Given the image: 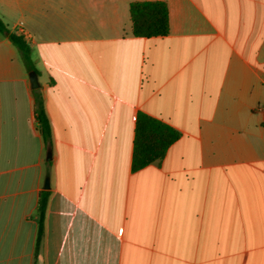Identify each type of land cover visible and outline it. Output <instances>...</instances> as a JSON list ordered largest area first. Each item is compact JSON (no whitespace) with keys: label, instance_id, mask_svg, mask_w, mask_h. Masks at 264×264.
<instances>
[{"label":"crops","instance_id":"crops-1","mask_svg":"<svg viewBox=\"0 0 264 264\" xmlns=\"http://www.w3.org/2000/svg\"><path fill=\"white\" fill-rule=\"evenodd\" d=\"M154 1L170 34L135 37ZM0 20L52 129L0 32V264H264V0H0ZM140 112L182 136L134 172Z\"/></svg>","mask_w":264,"mask_h":264},{"label":"trees","instance_id":"trees-1","mask_svg":"<svg viewBox=\"0 0 264 264\" xmlns=\"http://www.w3.org/2000/svg\"><path fill=\"white\" fill-rule=\"evenodd\" d=\"M132 34L140 38L166 37L170 34L169 8L166 2H134L130 6ZM0 32L8 38L21 52L30 72L38 70L31 57V48L22 36L11 32L0 20ZM35 99V119L47 148L52 146V129L47 116L45 99L41 89L33 90ZM182 134L169 124L140 112L136 120L134 154L132 169L139 171L165 158L172 145L180 140ZM50 192L44 191L39 200V230L37 245L41 244L44 235L45 218L48 209Z\"/></svg>","mask_w":264,"mask_h":264},{"label":"water","instance_id":"water-1","mask_svg":"<svg viewBox=\"0 0 264 264\" xmlns=\"http://www.w3.org/2000/svg\"><path fill=\"white\" fill-rule=\"evenodd\" d=\"M30 82H31V87L33 90L40 89V83H39V78L38 74L35 71L30 72ZM52 153L49 152V160L51 159ZM50 188V180L48 179L46 182V189Z\"/></svg>","mask_w":264,"mask_h":264},{"label":"built area","instance_id":"built-area-1","mask_svg":"<svg viewBox=\"0 0 264 264\" xmlns=\"http://www.w3.org/2000/svg\"><path fill=\"white\" fill-rule=\"evenodd\" d=\"M260 110H262V111H264V106L263 107H261V108H259Z\"/></svg>","mask_w":264,"mask_h":264},{"label":"rangeland","instance_id":"rangeland-1","mask_svg":"<svg viewBox=\"0 0 264 264\" xmlns=\"http://www.w3.org/2000/svg\"><path fill=\"white\" fill-rule=\"evenodd\" d=\"M17 48V47H16ZM18 49V48H17ZM32 57V56H31ZM34 60V59H33ZM34 62V61H33ZM35 64V63H34ZM36 67V66H35ZM260 110V109H259Z\"/></svg>","mask_w":264,"mask_h":264}]
</instances>
